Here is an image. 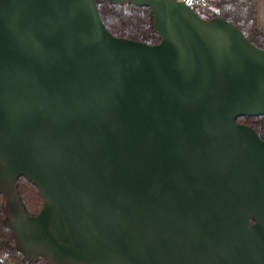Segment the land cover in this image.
Masks as SVG:
<instances>
[{
	"label": "water",
	"instance_id": "obj_1",
	"mask_svg": "<svg viewBox=\"0 0 264 264\" xmlns=\"http://www.w3.org/2000/svg\"><path fill=\"white\" fill-rule=\"evenodd\" d=\"M107 1L148 8L159 42L112 36L95 0H0V175L41 198L17 199V251L264 264V142L236 122L264 116V51L176 0Z\"/></svg>",
	"mask_w": 264,
	"mask_h": 264
},
{
	"label": "trees",
	"instance_id": "obj_2",
	"mask_svg": "<svg viewBox=\"0 0 264 264\" xmlns=\"http://www.w3.org/2000/svg\"><path fill=\"white\" fill-rule=\"evenodd\" d=\"M99 17L105 29L114 37L137 41L148 45L159 42V36L153 30L152 16L148 8L135 7L124 2L111 4L107 0H95ZM192 10L203 21L220 19L238 28L243 36L256 48L264 51V28L257 25L256 0H210L207 9ZM243 124L257 134L264 142V116L239 117ZM17 199L24 213L34 217L41 206V198L34 186L20 177L14 184ZM46 264L37 257L28 261L15 246L12 230L7 222L4 199L0 193V263Z\"/></svg>",
	"mask_w": 264,
	"mask_h": 264
},
{
	"label": "rangeland",
	"instance_id": "obj_3",
	"mask_svg": "<svg viewBox=\"0 0 264 264\" xmlns=\"http://www.w3.org/2000/svg\"><path fill=\"white\" fill-rule=\"evenodd\" d=\"M259 8L260 10L264 8V0H256V10H259ZM1 178H2V181L0 179V190L3 193L5 192V202H6L5 206H6L7 221L15 231L17 246L19 250L21 252H24V249L19 242V233L17 231V227L20 223L24 221L25 216L17 202V199L13 191V187L6 179H4V177L1 176ZM52 264H64V263L54 258L52 260Z\"/></svg>",
	"mask_w": 264,
	"mask_h": 264
},
{
	"label": "built area",
	"instance_id": "obj_4",
	"mask_svg": "<svg viewBox=\"0 0 264 264\" xmlns=\"http://www.w3.org/2000/svg\"><path fill=\"white\" fill-rule=\"evenodd\" d=\"M177 2H181L189 6L191 9H207L210 4V0H176ZM0 264H12V263H0Z\"/></svg>",
	"mask_w": 264,
	"mask_h": 264
},
{
	"label": "crops",
	"instance_id": "obj_5",
	"mask_svg": "<svg viewBox=\"0 0 264 264\" xmlns=\"http://www.w3.org/2000/svg\"><path fill=\"white\" fill-rule=\"evenodd\" d=\"M256 14L257 25L264 28V8H262L261 10L260 8L259 10H256Z\"/></svg>",
	"mask_w": 264,
	"mask_h": 264
}]
</instances>
